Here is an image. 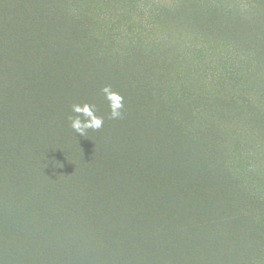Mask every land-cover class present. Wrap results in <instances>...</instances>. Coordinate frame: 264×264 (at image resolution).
I'll use <instances>...</instances> for the list:
<instances>
[{
	"label": "trees",
	"instance_id": "obj_1",
	"mask_svg": "<svg viewBox=\"0 0 264 264\" xmlns=\"http://www.w3.org/2000/svg\"><path fill=\"white\" fill-rule=\"evenodd\" d=\"M44 1L9 0L36 15L43 35L30 38L10 18L0 29V231L16 232H0V264H264V191L255 186L264 165V53L253 50L264 49V0L203 4L244 29L258 20L257 42H225L244 62L254 56V71L244 69V85L226 98L221 87L179 101L156 70L160 60L142 49L150 46L133 40L122 59L89 51L92 69L81 75L62 53L41 62L58 47L59 21L92 31L78 0ZM172 2L152 11L154 25L187 4ZM105 85L124 97L123 118L108 119ZM78 102L96 105L100 130L72 131Z\"/></svg>",
	"mask_w": 264,
	"mask_h": 264
},
{
	"label": "rangeland",
	"instance_id": "obj_2",
	"mask_svg": "<svg viewBox=\"0 0 264 264\" xmlns=\"http://www.w3.org/2000/svg\"><path fill=\"white\" fill-rule=\"evenodd\" d=\"M4 1L0 0V29L3 22L5 23L7 18H10L20 27L18 31L29 33L30 38L38 31L42 35L44 34L39 29V25L34 23L35 9L33 10L35 16H33L18 7V4L11 7L9 0H6L5 3ZM40 1L41 3L45 2L44 0ZM206 1L187 0V4L182 7L179 13L167 17L170 23L167 21L159 28L154 25L152 11L158 6L173 5L172 0H78V4L84 6L89 14L87 23L91 26L92 31L84 30L78 24H74L69 20L66 22L59 21L53 25L57 31L61 30L57 41L59 43L58 47L52 49L51 57L40 56L39 60L46 62L47 65L52 57L60 56L62 53L67 65L72 67L70 70L77 71L81 75L87 64L92 69V64H89L92 59L89 51L99 52L107 48L111 49L112 52L114 51V53L119 52L115 55V59H122L121 47L133 40L138 44L150 46L149 48H142L149 51L146 55L150 56V61L155 63L160 60L156 64V70L157 72L161 70L162 74L169 78L167 90H172L171 94L177 99L176 101H179L177 97L184 95V93L193 97L206 96L216 89H221V87L219 97L221 99L226 98L228 94L244 85V82H242L244 69H248L249 72L250 70L254 71L252 62L255 57L249 55L248 52L247 61L244 62L243 59L236 58L231 49L226 48L225 42L236 36L232 39L237 41L242 49L250 46L252 42H257L259 33L255 23L258 22L255 21L258 20H252L253 23L249 22L246 24V29H244V23L228 21L219 14L214 13L209 3L208 7L205 8L203 4ZM27 8H29V5ZM3 26L5 27V25ZM6 31L10 32V30ZM1 32L5 37L3 29ZM15 34L17 36L18 32H15ZM202 36L205 37L204 41L200 40ZM93 40L97 42L91 45L90 42ZM207 41L209 42L206 43ZM155 43L164 45L162 48L154 49L153 44ZM76 46L80 47V51L77 54L74 53L77 57V59H74L71 56V51L74 52ZM97 47L100 48L97 49ZM152 49L158 51L161 57H152ZM253 50L264 53V49L255 48ZM81 58H85V60L82 61ZM78 59L82 64L78 62ZM257 62L259 69L264 67V54ZM39 71L40 69L38 73ZM54 71L49 75V84L57 83L55 77L57 75ZM228 89L231 91H227ZM197 99L203 100V97ZM26 108H29V106H26ZM221 130L222 128L219 132ZM253 148L258 150L259 147L254 146ZM262 150L264 151V148ZM243 155L246 156L247 152H243ZM259 155V160L264 159L262 153H259ZM260 168H262V173L257 178L260 183L255 186L264 191V165ZM136 222L137 227L142 224L139 221ZM0 232H4L1 237L16 234L12 229H4ZM9 262L11 264L24 263V261H19L17 258H12Z\"/></svg>",
	"mask_w": 264,
	"mask_h": 264
},
{
	"label": "clouds",
	"instance_id": "obj_3",
	"mask_svg": "<svg viewBox=\"0 0 264 264\" xmlns=\"http://www.w3.org/2000/svg\"><path fill=\"white\" fill-rule=\"evenodd\" d=\"M108 109V119L118 120L123 118L124 97L113 91L110 85L100 89ZM68 117L69 127L75 134L85 136L88 130L98 131L104 125V117L97 115L96 105L89 102L73 103Z\"/></svg>",
	"mask_w": 264,
	"mask_h": 264
}]
</instances>
